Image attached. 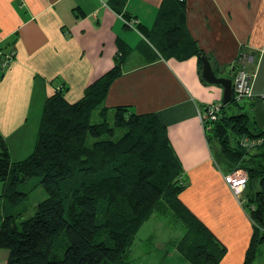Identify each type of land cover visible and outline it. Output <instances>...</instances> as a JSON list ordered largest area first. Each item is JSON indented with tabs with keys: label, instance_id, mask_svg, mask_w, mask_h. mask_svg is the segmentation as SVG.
I'll use <instances>...</instances> for the list:
<instances>
[{
	"label": "trees",
	"instance_id": "trees-1",
	"mask_svg": "<svg viewBox=\"0 0 264 264\" xmlns=\"http://www.w3.org/2000/svg\"><path fill=\"white\" fill-rule=\"evenodd\" d=\"M127 1L110 0V6L128 22ZM187 11L186 0H163L155 26L137 28L163 58L196 57L201 72L205 53L187 29ZM117 44L115 65L79 101L69 102L63 90L46 98L28 157L12 161L0 133V198L18 203L27 193L17 185L33 177L48 194L31 217L20 221L0 210V248L9 251L7 264H129L139 230L155 213L185 227L176 247L191 264L223 259L225 246L180 200L187 178L159 115L105 104L131 53L120 39ZM235 107L243 106L233 91V101L204 128L218 166L225 173L243 169L248 174L244 196L254 227L243 264H254L264 245V129ZM243 137L263 142L245 148Z\"/></svg>",
	"mask_w": 264,
	"mask_h": 264
},
{
	"label": "crops",
	"instance_id": "crops-1",
	"mask_svg": "<svg viewBox=\"0 0 264 264\" xmlns=\"http://www.w3.org/2000/svg\"><path fill=\"white\" fill-rule=\"evenodd\" d=\"M186 1L187 29L216 74L232 81L240 69L250 75L255 97L239 109L245 107L251 124L264 129V103L257 99L264 95V0ZM162 3L128 0L127 22L110 0H0V133L10 153L14 146L25 151L46 98L63 90L69 102L79 101L115 65L120 39L131 53L106 106L159 115L187 178L180 200L225 246L219 264H243L254 227L247 199L243 192L239 200L226 183L199 116L209 104H223V88L203 79L196 57L165 59L139 31L137 24L155 26ZM8 256L0 248V264ZM182 257L175 263L191 264Z\"/></svg>",
	"mask_w": 264,
	"mask_h": 264
},
{
	"label": "rangeland",
	"instance_id": "rangeland-1",
	"mask_svg": "<svg viewBox=\"0 0 264 264\" xmlns=\"http://www.w3.org/2000/svg\"><path fill=\"white\" fill-rule=\"evenodd\" d=\"M5 59L3 62H5ZM235 111L236 113L245 112V107L243 109L235 107ZM208 133L212 135V132L209 130V125ZM37 135L32 136L31 142L28 143L25 151H22L18 146L13 147L11 150L12 161L23 160L32 153L35 148ZM257 139L261 141L260 143L263 142L262 138ZM212 143L216 144L214 141ZM220 167H223V165L220 164ZM16 189L21 192H26L27 196L18 203L12 202L7 197H1L0 210L3 217L6 215H16L18 217L17 221L31 217L35 213L38 203L48 197L44 187L39 184L38 177H33L27 182L19 183ZM2 193H4V184L0 181V195ZM184 234L185 227L180 222L174 220L173 217L164 216L160 213L153 214L141 227L133 246L130 248L129 264H176V260H185L179 251L174 252L172 259L165 257L166 255H170L167 253L168 251H175L176 244ZM263 263L264 245L260 247V252L254 264Z\"/></svg>",
	"mask_w": 264,
	"mask_h": 264
},
{
	"label": "built area",
	"instance_id": "built-area-1",
	"mask_svg": "<svg viewBox=\"0 0 264 264\" xmlns=\"http://www.w3.org/2000/svg\"><path fill=\"white\" fill-rule=\"evenodd\" d=\"M11 57V54L6 55L5 62H3L4 66L9 62ZM233 91L238 102L255 97L251 77L244 69L238 70L235 74L233 78ZM257 99L264 103V95L259 96ZM222 107L223 104L221 102H213L209 104L206 109L200 111L199 116L203 126H205L208 122L218 120ZM260 142L261 141L259 139H252L249 137L241 138V144L245 148H251L254 145L260 144ZM224 179L226 183L229 184L237 198L242 201L241 196L245 190L248 180L247 172L243 169L236 170L227 175L224 174Z\"/></svg>",
	"mask_w": 264,
	"mask_h": 264
},
{
	"label": "water",
	"instance_id": "water-1",
	"mask_svg": "<svg viewBox=\"0 0 264 264\" xmlns=\"http://www.w3.org/2000/svg\"><path fill=\"white\" fill-rule=\"evenodd\" d=\"M200 59L202 61L201 75L203 79L210 84L222 86L223 105H228L229 103L233 101V81L232 79L218 76L212 67L211 61L206 55L200 54Z\"/></svg>",
	"mask_w": 264,
	"mask_h": 264
}]
</instances>
